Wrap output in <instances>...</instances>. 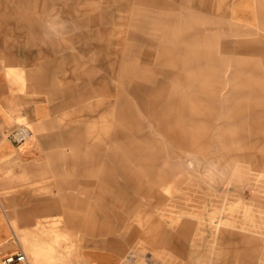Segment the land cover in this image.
Wrapping results in <instances>:
<instances>
[{
  "label": "rangeland",
  "instance_id": "rangeland-1",
  "mask_svg": "<svg viewBox=\"0 0 264 264\" xmlns=\"http://www.w3.org/2000/svg\"><path fill=\"white\" fill-rule=\"evenodd\" d=\"M124 1L129 19L112 26L133 49L114 68L123 77L99 83L96 130L89 109L72 111L51 133L60 146L0 159V217L17 213L0 220V262L25 251L34 264L32 238L40 264H251V248L264 264V19L236 18L233 0ZM14 8L0 0V13ZM23 71L13 92L28 98Z\"/></svg>",
  "mask_w": 264,
  "mask_h": 264
},
{
  "label": "crops",
  "instance_id": "crops-1",
  "mask_svg": "<svg viewBox=\"0 0 264 264\" xmlns=\"http://www.w3.org/2000/svg\"><path fill=\"white\" fill-rule=\"evenodd\" d=\"M27 1L26 10L19 9V5L24 3L22 0H14L15 8L8 15L0 13V20L9 21V29L2 34L6 38H3L4 41L0 39V53L8 59L9 66L5 65V69L10 72L7 77L0 66V159L11 156L9 152L13 149L27 156L60 146L56 141L55 144L50 141L51 133L56 130L55 124L59 125L60 117L72 111L89 109V119L91 124H95L93 130H96L98 114L107 109L103 104L105 100L98 101L100 95L104 98L107 94L105 88H98L99 83L106 84L109 77L113 79L115 75L123 77V72H116L114 68L117 65L121 69L126 66L132 48L129 43L130 29L119 30L112 26L115 18L129 19L128 14L119 17V11L129 1L41 0L44 4L42 11L34 4L38 0ZM208 1L202 0L203 8ZM258 2L233 0L234 13L238 14L236 18L264 19V11H259ZM102 3L106 5L101 6ZM17 16L25 21L21 28L26 36L23 45L18 44ZM120 41L122 47H119ZM138 51L141 49L138 48ZM23 69L25 80L31 87L32 95L28 98L13 92L12 83L22 78L19 73ZM24 101L27 106H23ZM12 122L18 125L7 128L6 125ZM20 128H25L30 135L23 141L16 138ZM3 135H7L8 139H4ZM8 208V205H3L4 218L0 217L1 221L17 215L15 210ZM60 211L56 206L49 208L47 213ZM22 219L31 222L33 216L23 215ZM70 220L66 217L58 225L67 227L71 225ZM39 223H42L41 220H38ZM50 232L57 236L56 225ZM23 244L29 248L34 264H40L41 246L37 247L32 238L24 239ZM47 247L50 248L48 256L52 257L53 244ZM257 254L254 248L248 251L251 264L258 259Z\"/></svg>",
  "mask_w": 264,
  "mask_h": 264
},
{
  "label": "built area",
  "instance_id": "built-area-1",
  "mask_svg": "<svg viewBox=\"0 0 264 264\" xmlns=\"http://www.w3.org/2000/svg\"><path fill=\"white\" fill-rule=\"evenodd\" d=\"M29 132L25 128H20L18 133L16 134V138L18 141H23L28 138ZM0 264H30L27 259L24 251H19L15 254L8 255L3 258Z\"/></svg>",
  "mask_w": 264,
  "mask_h": 264
},
{
  "label": "bare ground",
  "instance_id": "bare-ground-1",
  "mask_svg": "<svg viewBox=\"0 0 264 264\" xmlns=\"http://www.w3.org/2000/svg\"><path fill=\"white\" fill-rule=\"evenodd\" d=\"M30 136V135H29ZM12 255V254H11ZM26 255V254H25ZM27 257V256H26ZM28 259V258H27Z\"/></svg>",
  "mask_w": 264,
  "mask_h": 264
}]
</instances>
